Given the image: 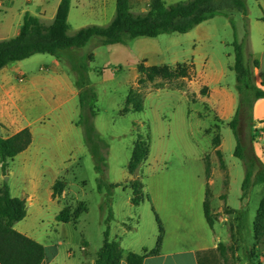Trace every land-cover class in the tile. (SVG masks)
Returning a JSON list of instances; mask_svg holds the SVG:
<instances>
[{
    "label": "rangeland",
    "instance_id": "1",
    "mask_svg": "<svg viewBox=\"0 0 264 264\" xmlns=\"http://www.w3.org/2000/svg\"><path fill=\"white\" fill-rule=\"evenodd\" d=\"M151 1L129 0L130 11L134 14L146 13ZM182 1L187 0H162L165 5ZM242 1L246 5L245 14L231 7V0H225L221 13L186 33L125 38L123 45L111 47L100 44V39L94 37L84 47L73 49L72 57L66 54L60 58L77 86L91 89L96 96L94 102L88 101L96 114L92 123L97 138L92 142V147L98 158L103 159L101 165L104 171L100 173L95 169L96 162L81 134L82 152L76 151L78 159L65 167L57 179L63 182L64 190L66 187V197L61 199L62 194L57 196L58 205L44 207L40 219H29L31 232L37 234L46 253L56 251L53 264H93L106 230L109 238L117 240L125 253L140 250L141 244L143 249H153L158 235V215L151 204L147 186L157 175L176 173L182 167L198 174V184L203 185V196L207 190L209 192L212 214L221 207L225 215L223 217L227 222L221 223L215 213L217 221L210 228L200 207L206 233L214 230L220 237L219 242L225 243L231 232L225 258L215 251L206 256L207 264H264V259L259 256L264 245L257 244L253 235L254 218L264 197V183L251 181L249 191L242 198L245 167L242 160L234 155L236 140L229 127L232 118L223 122L214 114L199 116L208 112L207 104L201 101L207 89L195 85L193 90L187 86L193 78L190 72L192 63L206 72L227 70L228 77L224 82L235 84L236 77L230 69L234 63L232 44L235 41L243 43V55H247L248 26L262 16L264 4V0ZM37 3L39 0L31 3L18 0L17 8H28L38 14L35 11ZM88 3H92L91 0H71L70 18L67 21L69 35L88 25L105 26L115 14V0L108 3L106 17L97 12L92 16L84 13L87 8L81 4ZM257 32V29H253L255 41L260 37ZM43 56L50 57L46 54ZM141 63L173 69L178 68L179 64H186L188 75L176 79L159 77L152 83L138 85L140 75L137 66ZM131 90L141 95L143 109L140 112H123ZM79 116L80 107L75 117L76 123ZM238 119V134L248 157L252 151L255 153L253 123L246 112L241 113ZM138 135L143 139L148 137L149 155L130 175L127 166ZM214 144L220 145V150ZM216 150L221 152L225 169L220 168ZM6 165L2 168L0 164V188L4 183L11 187H22L21 182L5 180ZM207 165L209 177L213 175L211 186L207 185ZM45 178L43 186L49 184L47 181L51 180V175ZM134 179L143 184L144 200L138 206L131 204L130 190L122 187L126 181ZM218 195L221 196L218 198ZM64 206H68L71 212L81 208L84 211L78 215L76 222H57L55 216L58 209Z\"/></svg>",
    "mask_w": 264,
    "mask_h": 264
},
{
    "label": "crops",
    "instance_id": "2",
    "mask_svg": "<svg viewBox=\"0 0 264 264\" xmlns=\"http://www.w3.org/2000/svg\"><path fill=\"white\" fill-rule=\"evenodd\" d=\"M32 1L25 0L26 3ZM60 1L39 0L35 10L38 11L37 14L28 8L19 10L18 0H0V12H3L0 16V40L19 34L25 14L36 16L42 22L47 21L45 24H50ZM91 2L81 4L87 8L84 13L92 16L97 12L106 17V7L110 0ZM69 18L70 9L67 21ZM253 29L258 30L260 37L257 41L254 40ZM248 31L245 53L258 61L259 65L253 71V77L255 85L264 91V4L262 16L249 23ZM74 52L69 50L64 55L72 57ZM43 55L45 54H35L0 69V137L9 138L24 129H29L31 133L30 145L6 165L5 180L12 179L14 182L23 183L18 188L8 185L10 195L25 200L27 210L26 217L16 223L14 228L38 243L37 234L31 232L29 219L32 217L31 221H36L40 219L44 207L58 205L57 197H52V186L65 167L78 159L76 151L81 153L83 150V132L75 120L79 110L77 83L59 58ZM196 66V63H192L190 72L193 73V78L187 86L193 90L195 85L207 89L201 101L207 104L208 112L199 116L214 114L220 121H229L235 114L238 95L235 84L224 82L228 77L227 70L206 72ZM251 116L256 136L253 149L255 155L264 161V98L254 101ZM218 149L220 150V145ZM179 169L171 170L177 171L176 173L157 175L147 186L151 204L163 224L164 235L159 254L146 257L142 264H199L197 254L209 255L215 252L218 244L223 243L219 242L220 237L214 230L206 233L203 227L200 207L203 209L205 195L203 196V185L198 184V174H194L192 170L187 171L185 167ZM48 174L51 175V180L47 181V186H43ZM129 181L123 184L124 189H129ZM212 184L213 175L207 178V185ZM66 193L65 187L61 199L66 197ZM216 214L219 222H227L221 207ZM228 237L223 243L226 246L231 239V232ZM139 247L140 250L133 252L141 253L142 244ZM55 257L56 251L46 253L41 264H53ZM121 264L126 263L121 261Z\"/></svg>",
    "mask_w": 264,
    "mask_h": 264
},
{
    "label": "trees",
    "instance_id": "3",
    "mask_svg": "<svg viewBox=\"0 0 264 264\" xmlns=\"http://www.w3.org/2000/svg\"><path fill=\"white\" fill-rule=\"evenodd\" d=\"M225 0H187L165 5L162 0H152L150 9L146 13L134 14L130 11L129 0H116L115 15L105 26L88 25L78 29L74 34H68L67 18L70 9V0H61L55 17L50 24H45L38 17L30 14L23 16L19 34L13 38L0 40V69L9 63L25 60L35 54H48L55 58H61L66 50L84 47L94 37L100 39L102 45L123 44L125 38L133 39L139 37L154 38L166 33H186L195 26L214 18L224 10ZM231 7L239 12L246 13V5L242 0H231ZM247 35V33H246ZM234 63L230 69L234 72L235 90L238 95L237 107L234 116L229 121L235 140L236 147L234 155L242 160L245 167L244 180L242 182V198L250 189L251 181L264 183V161H261L255 153L246 157L242 147L240 135L238 134L239 115L246 112V116L252 122V106L255 100L264 98V91L260 90L254 82L253 71L258 68V61L252 55H243V43L234 42ZM178 68L169 66H146L143 63L137 66L140 77L137 84L144 82L152 83L156 78L176 79L186 78L188 75L186 64L177 65ZM82 73H84L82 71ZM85 74V73H84ZM79 89L80 116L76 123L82 129L84 141L90 150L92 158L96 162L95 169L103 173L102 158H98L92 142L97 138V132L93 126L92 119L96 115L93 107L88 101H95L96 96L87 87ZM142 98L136 91L131 90L126 98L123 112L142 111ZM217 139V138H216ZM215 139V140H216ZM219 141V139H217ZM31 143L29 129H24L9 138L0 137V164L4 168L5 163L12 160L17 154L24 151ZM252 138H250V144ZM215 147L216 144H214ZM253 150V149H252ZM221 169H225L221 152L216 150ZM149 155V140L138 135L133 144L131 157L127 166L129 174L137 171L139 166L146 161ZM209 166H206L207 178L209 177ZM119 185H115L118 187ZM122 186V185H120ZM113 188L114 185H109ZM127 187L131 190L130 202L138 206L143 200V184L134 179L129 181ZM64 184L57 180L52 186L53 198L62 194ZM209 192L205 193L203 202V213L210 228L216 221V215L212 214L209 206ZM84 211L71 212L68 206H64L55 216L57 222H76L78 215ZM27 214L25 200L12 197L6 183L0 188V264H41L46 252L40 243L18 232L14 226L22 221ZM158 235L153 249H143L141 253L127 252L121 248L117 240L109 238V232H104L101 247L96 253L93 264H142L146 257L159 254L164 230L162 223L156 216ZM254 241L264 245V197L258 206L253 222ZM227 246L218 244L215 251L220 257L225 258ZM199 264H207L206 254H197ZM264 259V250L259 253ZM262 264V263H258Z\"/></svg>",
    "mask_w": 264,
    "mask_h": 264
}]
</instances>
